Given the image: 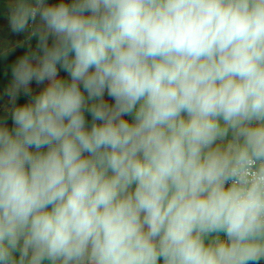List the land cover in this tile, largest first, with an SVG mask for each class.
<instances>
[{
	"label": "clouds",
	"instance_id": "obj_1",
	"mask_svg": "<svg viewBox=\"0 0 264 264\" xmlns=\"http://www.w3.org/2000/svg\"><path fill=\"white\" fill-rule=\"evenodd\" d=\"M0 10V264H264V0Z\"/></svg>",
	"mask_w": 264,
	"mask_h": 264
},
{
	"label": "rangeland",
	"instance_id": "obj_2",
	"mask_svg": "<svg viewBox=\"0 0 264 264\" xmlns=\"http://www.w3.org/2000/svg\"><path fill=\"white\" fill-rule=\"evenodd\" d=\"M50 2H51V0H50ZM0 23H6V21L4 20V14H3V12L0 14ZM4 38L15 39L16 37H9V34L6 31H0V39H4ZM20 51H22V50H20ZM3 72H4V64L3 63H0V87L3 86V83L7 79V77H5L3 75ZM61 73H63V72H61ZM23 100H24V98L22 97L21 98V101L23 102ZM9 125H11V121H9Z\"/></svg>",
	"mask_w": 264,
	"mask_h": 264
},
{
	"label": "trees",
	"instance_id": "obj_3",
	"mask_svg": "<svg viewBox=\"0 0 264 264\" xmlns=\"http://www.w3.org/2000/svg\"><path fill=\"white\" fill-rule=\"evenodd\" d=\"M3 11L2 10H0V14L2 13ZM89 119H90V117H89Z\"/></svg>",
	"mask_w": 264,
	"mask_h": 264
},
{
	"label": "crops",
	"instance_id": "obj_4",
	"mask_svg": "<svg viewBox=\"0 0 264 264\" xmlns=\"http://www.w3.org/2000/svg\"><path fill=\"white\" fill-rule=\"evenodd\" d=\"M61 75L63 76V75H65V73H61Z\"/></svg>",
	"mask_w": 264,
	"mask_h": 264
}]
</instances>
